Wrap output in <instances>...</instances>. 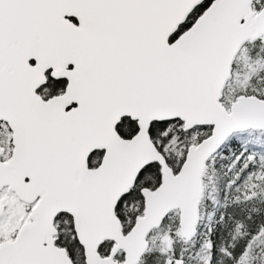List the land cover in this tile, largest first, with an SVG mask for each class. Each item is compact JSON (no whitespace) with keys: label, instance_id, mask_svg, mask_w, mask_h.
I'll return each instance as SVG.
<instances>
[{"label":"snow or ice","instance_id":"obj_1","mask_svg":"<svg viewBox=\"0 0 264 264\" xmlns=\"http://www.w3.org/2000/svg\"><path fill=\"white\" fill-rule=\"evenodd\" d=\"M0 264H264V0H0Z\"/></svg>","mask_w":264,"mask_h":264}]
</instances>
